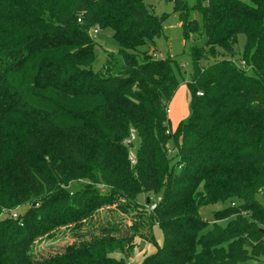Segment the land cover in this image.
Returning <instances> with one entry per match:
<instances>
[{
  "label": "trees",
  "instance_id": "16d2710c",
  "mask_svg": "<svg viewBox=\"0 0 264 264\" xmlns=\"http://www.w3.org/2000/svg\"><path fill=\"white\" fill-rule=\"evenodd\" d=\"M145 1L0 0V264H123L115 255L153 240V224L163 244L143 264H264V0H172L184 39L205 38L190 51L191 115L175 130L172 59L139 53L163 32ZM94 27L120 46L122 64L109 53L103 73ZM241 34L248 70L234 60ZM142 194L156 198L145 233ZM217 203L210 224L200 209ZM114 206L135 213L126 232L81 233ZM65 227L75 237L63 251L33 253Z\"/></svg>",
  "mask_w": 264,
  "mask_h": 264
},
{
  "label": "rangeland",
  "instance_id": "374dc122",
  "mask_svg": "<svg viewBox=\"0 0 264 264\" xmlns=\"http://www.w3.org/2000/svg\"><path fill=\"white\" fill-rule=\"evenodd\" d=\"M249 3L248 0H243ZM189 7L193 8L196 5V0H187ZM147 8L156 16L163 17L162 35L155 39L153 44H146L139 48L140 55H151L157 59H172V68L174 74L179 82V89L169 104V120L172 130H175L182 122H187L191 115L190 109V91L188 84L191 82V78L194 72L193 62L191 58V47L201 46L205 42L204 37L199 35L194 36L189 40L184 39L183 30L179 20L178 14L174 10V3L172 0H146ZM191 19H197L202 22L201 15L196 12H191ZM95 45V62L93 69L96 72H104L105 66L108 61V54L113 53L119 65L122 64V57L118 54L120 46L113 36V32L110 29L100 30L96 36ZM246 38L243 34L238 36L237 44L235 45V57L234 60L237 63H241L244 60ZM181 65H185L184 68H180ZM135 139L129 144V152L132 158H136L137 151L140 145L139 139L134 134ZM170 149L169 159L171 165L176 163V152L173 150L174 145L169 143ZM154 196L148 197L145 194L139 197V208L141 213L144 214L143 221L147 223L144 226V233L148 229V201H154ZM259 202L264 206V197H258ZM227 204L217 203L215 205L205 206L200 209V215L204 220H207L210 224L213 223V213L215 211L222 210ZM25 208L17 209L14 214L24 213ZM137 213V212H136ZM135 218V213L123 214L114 207H107L100 210L95 217L85 223V227L80 230L81 233L88 234L89 232L98 231L100 226L105 223L116 224L119 230L126 232L129 225L132 224ZM137 218V217H136ZM227 221L221 222V226H226ZM153 240L147 241L141 238L135 240V245L129 256H125L121 253H117L115 257L123 261V264H143V262L152 256H155L163 244V233L157 224L152 225ZM74 232L71 227L59 228L54 231L50 236L39 239L33 246V253L43 254L44 257L63 251L64 247L72 243L74 240ZM264 263V256L260 258Z\"/></svg>",
  "mask_w": 264,
  "mask_h": 264
},
{
  "label": "built area",
  "instance_id": "2783aa9c",
  "mask_svg": "<svg viewBox=\"0 0 264 264\" xmlns=\"http://www.w3.org/2000/svg\"><path fill=\"white\" fill-rule=\"evenodd\" d=\"M99 31H100V28H99V27H94V28H92V29L90 30V32H89V33H90V37H91L93 40H96V36H97V34H98ZM153 57H154V56H153ZM154 58H155V57H154ZM236 63H237V62H236ZM237 65H238L240 68L244 69V70H248V69H249V68L247 67V64H246L244 61H242L241 63H237ZM181 67L184 68L185 65H181ZM201 95H202L201 93H198V96H201ZM167 113L169 114V109L167 110ZM134 134H135V132L132 130V131H131L130 139H128V141H127V144H128V145L130 144L131 141H133V140L135 139ZM135 163H136V159L131 157V164H132V165H135ZM13 216H15V214H14Z\"/></svg>",
  "mask_w": 264,
  "mask_h": 264
},
{
  "label": "water",
  "instance_id": "95a60500",
  "mask_svg": "<svg viewBox=\"0 0 264 264\" xmlns=\"http://www.w3.org/2000/svg\"><path fill=\"white\" fill-rule=\"evenodd\" d=\"M262 232L264 233V231L262 230Z\"/></svg>",
  "mask_w": 264,
  "mask_h": 264
}]
</instances>
